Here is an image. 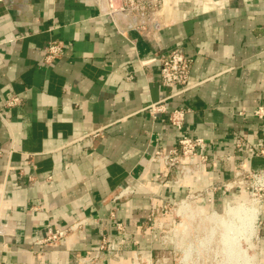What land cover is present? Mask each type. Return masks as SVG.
<instances>
[{
	"label": "crops",
	"instance_id": "0c3cea01",
	"mask_svg": "<svg viewBox=\"0 0 264 264\" xmlns=\"http://www.w3.org/2000/svg\"><path fill=\"white\" fill-rule=\"evenodd\" d=\"M143 20L110 13L105 0L0 1V264H78L103 236L118 238L117 220L130 237L120 261L106 254L105 263L130 264L133 240L161 252L141 233L152 199L223 185L242 160L264 168V0H166ZM54 40L64 52L46 61ZM176 47L192 58L182 93L160 80L159 57ZM14 95L20 103L8 105ZM166 96L169 110H188L182 130L143 110ZM183 133L209 143L208 170L189 185H174V174L162 183L150 156ZM248 200L218 191L208 208L225 215ZM257 216L255 262L264 264V211ZM79 219L88 222L78 234L38 242Z\"/></svg>",
	"mask_w": 264,
	"mask_h": 264
},
{
	"label": "built area",
	"instance_id": "2783aa9c",
	"mask_svg": "<svg viewBox=\"0 0 264 264\" xmlns=\"http://www.w3.org/2000/svg\"><path fill=\"white\" fill-rule=\"evenodd\" d=\"M165 3L166 0H120L118 6H115L113 1H109L108 5L110 13L120 12L142 21L150 19ZM144 24L145 21L142 25ZM64 49L65 42L62 40L48 42L45 46L46 61L61 56ZM159 61L161 83L166 87H180L178 93L185 91L188 88L192 58L186 55L182 48L176 47L162 54ZM171 96L152 102L143 110L154 118L166 114L171 125L182 130L188 110L185 107L169 110L167 101ZM20 101L21 98L14 95L8 100V105H16ZM256 114L264 115L263 109L259 108ZM249 151L251 154L256 152L252 147ZM209 160V143L202 137H191L184 133L180 135L176 147L158 148L150 156V162L163 166L161 182L164 183L166 177L174 174L173 182L177 186L189 185L191 181L201 179L208 170ZM235 189L250 197L249 201L245 202L247 205L255 207L259 212L264 211V168L254 169L244 160L238 164L233 178L223 185H208L178 199H167L161 205L152 199L151 210L141 223V233L143 236L149 235L152 239H158L165 247L169 246L170 248H165L169 254L157 258L154 251L144 254L138 249V241L133 240L132 243L136 248L133 250L130 264H240L236 257L230 259L227 240L222 238L225 229L224 215L215 208H208L218 191L225 193ZM132 191L127 187L114 198L120 199ZM230 206L231 204L228 203L227 209ZM257 217L256 214L252 226L243 236V239L247 240L249 249L256 248ZM87 222L85 219H79L66 228L49 227L46 235L38 242L54 245L67 239L69 235L78 234ZM234 222L237 225V220ZM116 228L119 232L118 238L103 236L94 254L79 258L78 264H106V254L120 261L122 252L120 246L126 244L130 236L126 222L117 220ZM216 235H219V239L215 241ZM240 245H243L242 242ZM244 263L256 264L255 256L254 259L249 258Z\"/></svg>",
	"mask_w": 264,
	"mask_h": 264
},
{
	"label": "bare ground",
	"instance_id": "6f19581e",
	"mask_svg": "<svg viewBox=\"0 0 264 264\" xmlns=\"http://www.w3.org/2000/svg\"><path fill=\"white\" fill-rule=\"evenodd\" d=\"M106 2L108 4V0H106ZM256 214V208L247 205L245 202H240L233 206L231 205L224 215V218H227V220H224V223L226 224L225 227H227L228 229L226 234L231 232L232 234H234V237L236 236L235 238L239 240V237L242 238L245 235L246 231H248L249 227L252 226L253 220H255L256 218ZM234 220H237V225L235 224ZM251 257L253 258V256ZM247 259H249V255L246 254V260Z\"/></svg>",
	"mask_w": 264,
	"mask_h": 264
},
{
	"label": "rangeland",
	"instance_id": "374dc122",
	"mask_svg": "<svg viewBox=\"0 0 264 264\" xmlns=\"http://www.w3.org/2000/svg\"><path fill=\"white\" fill-rule=\"evenodd\" d=\"M106 1V0H105ZM110 2H114L115 6H118V4L120 3V0H108V3ZM248 196V195H247ZM250 199V197H249ZM249 201V200H248ZM225 224V223H224ZM226 226V224H225ZM224 226V232L222 234V238L226 241V243L228 244V249H229V253H230V259H233V257H236L240 264H245V260H246V254L249 255V258H252L251 256H253L252 259H254V256L255 258L257 257V255H255V250L254 249H249V247H247V240L246 239H243V237H239V240L237 238L234 237V234H232L231 232H229L228 234H226L227 232V227ZM217 239H219V235H216L214 237V240L216 241ZM238 240V241H237ZM233 242V243H232ZM242 242V246L240 245V243ZM160 243V241H159ZM160 245L162 246V249H161V252H155L154 254L156 255V258L159 256V257H162V256H165V255H168L169 252L167 249L165 248H170L169 246L165 247L163 246L161 243ZM235 245V246H234ZM241 247V248H240ZM238 248V249H237ZM247 249V250H245ZM148 254V253H146ZM179 256V255H178ZM256 263V262H255Z\"/></svg>",
	"mask_w": 264,
	"mask_h": 264
}]
</instances>
